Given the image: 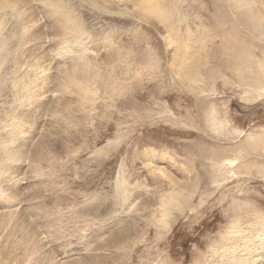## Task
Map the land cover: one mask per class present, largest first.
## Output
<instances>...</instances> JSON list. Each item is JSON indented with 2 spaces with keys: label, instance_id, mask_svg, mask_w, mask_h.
I'll return each instance as SVG.
<instances>
[{
  "label": "rangeland",
  "instance_id": "1",
  "mask_svg": "<svg viewBox=\"0 0 264 264\" xmlns=\"http://www.w3.org/2000/svg\"><path fill=\"white\" fill-rule=\"evenodd\" d=\"M0 264H264V0H0Z\"/></svg>",
  "mask_w": 264,
  "mask_h": 264
},
{
  "label": "bare ground",
  "instance_id": "2",
  "mask_svg": "<svg viewBox=\"0 0 264 264\" xmlns=\"http://www.w3.org/2000/svg\"><path fill=\"white\" fill-rule=\"evenodd\" d=\"M150 8H153V7H150ZM155 8V7H154ZM153 11H155V10H153ZM159 14H161V13H159ZM158 14V15H159ZM163 19V18H162ZM178 43V42H177ZM176 43V44H177ZM66 48V47H65ZM61 49V48H60ZM69 49V48H68ZM71 50V49H70ZM61 54V53H60ZM69 55V54H68ZM65 57V56H64ZM230 162V161H229ZM231 163V162H230ZM215 164V163H214ZM217 164H215L214 166H216ZM164 174V173H163ZM171 200H174V197L171 195ZM171 204H173V203H171ZM159 208L161 209V212H162V214H165L166 212H167V209H169V206H167V204H164V203H159ZM241 243L240 244H242V240L240 239L239 240ZM250 247V245L248 244V245H246L245 244V247H244V249L243 248H241V246L240 245H238L237 246V248L240 250V255L241 256H243L244 258H238L237 260H239V261H247V259H249V257H247L248 255H249V252H251V249L249 248ZM250 259H251V257H250Z\"/></svg>",
  "mask_w": 264,
  "mask_h": 264
}]
</instances>
